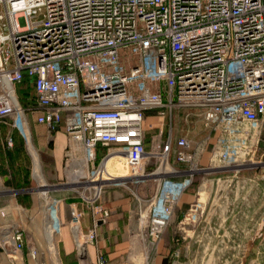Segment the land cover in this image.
Masks as SVG:
<instances>
[{
	"label": "built area",
	"instance_id": "obj_1",
	"mask_svg": "<svg viewBox=\"0 0 264 264\" xmlns=\"http://www.w3.org/2000/svg\"><path fill=\"white\" fill-rule=\"evenodd\" d=\"M0 5V123L27 148L32 113L49 132L62 128L81 152L72 174L87 185L73 190L93 225L83 232L82 214L70 210L79 250L95 244L96 223L109 216L102 203L109 184L102 166L111 153H119L131 169L157 160L148 177L165 160L168 170L155 180L154 194L136 208L143 235L154 242L197 176L243 166L238 158L252 152L249 140L264 139V0H0ZM24 75L33 79V110L22 106L16 92ZM173 109L196 111L207 128L224 126L238 138V148L211 150L210 159L223 164L202 167L193 141L174 137L171 126L163 138V120ZM153 130L157 135L147 151ZM4 146L13 148L10 135ZM100 147L106 153L97 164ZM58 203L47 204L53 237L61 231L53 213ZM8 243L20 252L22 233H11ZM30 256L35 259L36 251ZM51 264L62 263L55 258ZM96 264H105L100 255Z\"/></svg>",
	"mask_w": 264,
	"mask_h": 264
},
{
	"label": "crops",
	"instance_id": "obj_2",
	"mask_svg": "<svg viewBox=\"0 0 264 264\" xmlns=\"http://www.w3.org/2000/svg\"><path fill=\"white\" fill-rule=\"evenodd\" d=\"M27 84H31L34 99L35 93L33 79L28 76L24 77V83L22 81L21 84L17 86V95L19 97V93H21V91L23 92L24 86ZM27 117L31 144L33 143L38 150L42 151L49 145L53 149L60 150L61 155L63 156L64 154L66 156L69 153L78 150L76 149V145L67 138L62 128L57 129L55 132H49L44 126L35 123V115L31 117L32 119H30L29 116ZM0 124L6 126H3L4 143L6 137L10 135L13 139V148L17 141H22L24 144L23 139L15 131H12L8 125L3 123ZM193 125L195 126L193 128L197 130L196 132H191L186 128H178L175 132L177 137L186 136L195 143L200 165H202L201 161L204 156L206 154L209 156L208 165L202 167L213 168L219 167L223 164L218 158L210 159L211 150L221 152L226 149L238 148V138L225 132L226 128L224 126L207 128L204 126L203 121H195L193 122ZM41 127H44L47 132L53 133L50 142L47 141V139L39 137V134H42ZM194 134L196 136H193ZM262 134L264 138V127L262 129ZM248 145L252 152L239 156L238 159L240 161L247 160L254 162L256 157H264V139L259 143H256L255 139L252 138L249 140ZM25 147L24 144V148ZM13 148L6 150L12 151ZM29 149L34 152L31 153L33 158L35 159L36 157L37 159L36 152L31 145ZM66 150L67 152L65 153ZM258 161H261V159H258ZM36 163L39 166L38 159ZM179 167L183 168L184 166ZM228 172L230 174L217 179L218 182L216 181V187L220 186L218 185L220 182H230V179L237 178L239 170H231ZM217 173L218 172H214L203 176H211ZM244 178V185H249L250 189L253 187L258 189V187L264 186V182H262V180H264V175H259L257 173L248 174ZM204 185L205 183L197 186V192L195 195H193L194 190L191 189V191L189 190L185 193L180 199L179 210L187 205H190V208L194 206L196 214L199 212L196 218L197 224L202 223L204 225L211 224L214 226H223L231 223V220L228 218L217 220L208 219L207 216H203L205 206L202 205L201 198L205 191ZM12 187L10 172H0V223L5 226V230L7 225H21L20 231L22 233L23 248L20 252H15L12 246H10L9 249H4L0 246V264H51L55 258H57L62 264H96V259L99 255L103 258L105 264H169L168 253L169 248L171 247L169 243L170 236L162 238L157 243H151V241L143 235L144 230L139 226L136 220L137 207H135L133 198L126 197L117 192L104 194L102 203L104 209L109 211V216L105 220H99L96 223L97 240L95 244L85 247L84 253L77 248L75 237L69 225L68 216L71 209H76L82 214L81 229L83 232H86L87 229L93 225L92 218L78 196H65L63 200H58L59 202H64V205H62L64 210L60 209L59 212L61 214L59 217L61 231L53 237L56 252V254H54L51 247H49V229L51 225L48 229V216L44 210L47 208L49 198L46 199L41 192L30 195L26 189L15 190L12 189ZM72 187L76 188L75 186ZM209 187L210 186L207 188ZM200 196L202 197L200 198ZM194 197H197L196 202L195 204L193 202L191 204L192 198ZM249 208H251V206ZM41 209L42 212L40 211ZM12 210L19 213V219L17 218V220H14ZM42 213L45 215V218ZM189 213L190 212H188V214ZM188 221L189 218L188 215H186L184 222L187 224ZM243 223V240L247 241L246 255L249 256V258L261 256L262 254L258 255V251H254L255 246L253 247V242H257L258 240L264 241V215L254 216L249 210ZM36 226L41 227L40 234H38V228ZM213 230V232L202 231L196 235L185 234L184 240H194L201 243L199 246H201L203 251L209 252V254L206 253V256H213L214 258V254L219 251L217 250V242L230 241L231 235L226 231L220 234L218 230ZM11 233L12 232H9L7 234ZM6 238H8V236ZM204 242H207V244ZM34 249L37 251L35 259L30 256V252ZM188 249V244L180 247L182 257L188 256Z\"/></svg>",
	"mask_w": 264,
	"mask_h": 264
},
{
	"label": "rangeland",
	"instance_id": "obj_3",
	"mask_svg": "<svg viewBox=\"0 0 264 264\" xmlns=\"http://www.w3.org/2000/svg\"><path fill=\"white\" fill-rule=\"evenodd\" d=\"M0 13H4L2 5H0ZM19 97L24 108L29 110L36 109L31 84H27L24 86L23 92L21 91ZM28 116L30 119H32L31 117H33L34 114L29 113ZM152 117L153 114H150L148 117L150 121L153 120ZM195 121H202V118L197 114L196 111L187 109H173L171 114L166 115L163 120V138L167 134L166 131L169 130L170 126L173 129L174 137H177L175 130L178 128H186L191 132H196L197 130L193 128L195 127L193 125V122ZM3 126L4 125L0 124V172H10L13 185L12 189H26L28 190L30 195L42 192V190L36 191V189H39V185H41V183L35 175V167L33 157L31 155V153L34 152L29 150V147H25L24 157L20 161L17 159L14 161L9 160V150H6L4 148ZM41 128L42 134H39V137L47 139V141L50 142V140H52L51 135H53V133L47 132L44 127ZM155 135H157V130L149 131L147 133V141L145 144V149L147 151L152 150L150 140L151 137H154ZM193 136L196 135L194 134ZM31 146L36 152L37 159L40 165V173L42 174L43 179L45 180L46 184L53 187L51 190L47 191L48 196L46 197V199L50 197L55 198L58 201L63 200L65 196H78L77 193L71 189L73 187H67V185H69L71 182H77L81 184L83 182L82 179H80L78 176L75 177L74 174H72V171L78 168L77 163L79 158L82 156L81 152L77 150L73 152L72 157H69L68 155L65 156V154L64 156L61 155L60 150L53 149L49 145L46 146L42 151L38 150V148H36L33 143L31 144ZM66 152L67 150L65 151V153ZM105 153L106 149L104 147H100L98 149L97 164L105 155ZM208 157L209 156L207 154L204 156L203 160L201 161V166L208 165ZM258 159H261L260 164H256ZM252 162L253 161L245 160L242 162L243 166L241 167L225 170L219 169L217 170V174L211 176L199 175L195 178L193 187L191 188V190H194L193 195H195V193L197 192V186L199 184L205 183V193L202 194V198L200 197L203 202H201L202 205L205 206L203 216H207L208 219L217 220L228 218L229 220H231V223L223 226H214L211 224L204 225L202 223L197 224L196 218L199 212L196 214V209L194 208V206L190 208V205L184 206L181 210H179V202V205L174 210L168 227L166 228L160 239L154 242L151 241V243H157L162 238L170 236L169 243L171 247L169 248L168 253L169 264H264V241L258 240L257 242H253V247L255 246L254 251H258V255H262L249 258V256L246 255L247 241L243 240V222L245 217L248 215L249 210L254 216L264 215V186L258 187V189H255L254 187L250 189L249 185H244V177H246L248 174L257 173L259 175H264V157H256V159L254 160L255 164H251ZM171 163L176 165V163H174L173 156H171ZM157 165V160H144L140 165V168H142L143 175L146 176V174L151 173L157 167ZM235 169L239 170L237 178L230 179V182H220L218 183V185L220 186L216 187V181L218 178L225 177L226 175L230 174L228 171H233ZM136 171V169H131L128 167V173L130 175H133ZM113 178L116 177L113 176ZM132 180L130 179L119 184H113L116 182H108L109 184H107V186L105 187V194H112L113 192H117L126 197L133 198L135 207H138V205L142 201L146 200L154 194L156 190V182L151 176L143 177L138 181L136 179ZM262 182H264V180H262ZM63 186H65V188H61ZM208 186L210 187L207 188ZM75 187H77L76 189H81L83 186L75 185ZM196 198H192L191 204L192 202L195 204ZM48 202H50V199H48ZM62 205H64V202L60 201L57 207L53 210L54 215L58 218L61 215L59 213L60 209L64 210ZM250 206L251 208H249ZM44 210L48 216L47 208H45ZM40 211L42 212V209ZM188 212L190 213L188 214ZM186 215H188L189 218L187 224L186 222H184ZM12 216L14 220H17V218L19 217V213L15 210H12ZM43 217L45 218L44 214ZM4 227L5 226L0 223V246L1 248L9 249L10 244L8 243V238H6L7 236H9V234L7 233H15V231L21 232V225H7L6 230ZM36 227L38 228V234H40L41 227ZM213 229L218 230L220 234L226 231L231 235L230 241L217 242V250L219 251L214 254V258L213 256H206V253L209 254V252L203 251L201 246H199L201 243L194 240H184L185 234L196 235L197 233H200L202 231L213 232ZM204 243L207 244V242ZM186 244H188L189 246V254L187 257H182L180 253V247L182 245L185 246ZM34 251H36V249H34Z\"/></svg>",
	"mask_w": 264,
	"mask_h": 264
},
{
	"label": "bare ground",
	"instance_id": "obj_4",
	"mask_svg": "<svg viewBox=\"0 0 264 264\" xmlns=\"http://www.w3.org/2000/svg\"><path fill=\"white\" fill-rule=\"evenodd\" d=\"M31 143L29 144V148H30ZM32 147V146H31ZM33 148V147H32ZM31 150V149H29ZM34 150V148H33ZM35 151V150H34ZM32 155V154H31ZM33 157V156H32ZM37 159L35 157V159L33 158V162H34V167H35V175L37 176V178L39 179L41 185H39V189H36V191H41L42 190V195L45 196L44 194L47 193L48 190H51L53 187H51L50 185L46 184L45 180L42 177V174L40 173V165L38 166L36 163ZM39 164V162H38ZM251 164H255L254 162H252ZM137 171L133 174L130 175L128 173V167L125 164L124 159L122 158V156L117 153V152H113L109 155V157L103 162V166H102V170L104 172V175L107 177L105 178V180H109L106 181L107 183H113V184H119L122 183L124 181H128V180H132V179H136L137 181L139 179H142L144 177L143 173H142V168H140V166L138 168H135ZM168 167L165 164V160H162L161 166L154 171L151 174V177L154 180H157L158 177L164 172L167 171ZM160 174V175H159ZM113 176H115L116 178H113ZM113 178V179H111ZM133 181V180H132ZM105 182V183H106ZM76 185H86V184H81V183H77V182H71L69 185H67V187L69 186H75ZM61 188H65V186L61 187ZM77 188V187H76ZM76 188H72V189H76ZM205 193V191H204ZM201 197V196H200ZM205 199V198H204ZM203 199V200H204ZM202 201V200H201ZM203 203V202H202ZM10 235V234H9ZM9 238V236H8ZM49 247H51L52 251L54 254H56L55 252V247H54V243H53V233H52V229H50V233H49ZM81 252L84 253L85 247L81 246L80 248Z\"/></svg>",
	"mask_w": 264,
	"mask_h": 264
},
{
	"label": "trees",
	"instance_id": "obj_5",
	"mask_svg": "<svg viewBox=\"0 0 264 264\" xmlns=\"http://www.w3.org/2000/svg\"><path fill=\"white\" fill-rule=\"evenodd\" d=\"M25 76L26 75L23 76V80H22L23 83H24V77ZM23 157H24V144L22 141H17L13 150L9 151L8 158L11 161H14L16 159L20 161Z\"/></svg>",
	"mask_w": 264,
	"mask_h": 264
}]
</instances>
